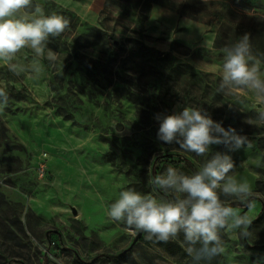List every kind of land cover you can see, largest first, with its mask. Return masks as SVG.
Listing matches in <instances>:
<instances>
[{"label": "rangeland", "instance_id": "1", "mask_svg": "<svg viewBox=\"0 0 264 264\" xmlns=\"http://www.w3.org/2000/svg\"><path fill=\"white\" fill-rule=\"evenodd\" d=\"M233 1L84 0L73 8L34 0L70 27L48 43L54 60L37 58L38 76H15L0 63L10 96L0 114V264H192L182 234L148 240L106 214L120 191L165 197L150 177L169 166L191 175L228 151L212 145L196 156L158 140L156 115L184 106L203 108L250 141L228 154L255 206L227 203L252 218L251 234L225 230V252L211 264H264V121L257 118L264 105L245 90L217 91L222 50L245 33L264 71V0ZM17 59L29 65L33 53Z\"/></svg>", "mask_w": 264, "mask_h": 264}, {"label": "clouds", "instance_id": "2", "mask_svg": "<svg viewBox=\"0 0 264 264\" xmlns=\"http://www.w3.org/2000/svg\"><path fill=\"white\" fill-rule=\"evenodd\" d=\"M70 27L68 18L52 13L34 0H0V63L15 76L30 72L39 75L43 64L37 58L54 60L48 48L50 39L60 37ZM33 53L32 63L25 65L17 56L22 50ZM218 92L245 90L264 105V71L262 59L253 53L249 34L223 48ZM10 102L7 83L0 81V114ZM257 118L264 121V108ZM157 138L165 144H178L196 156H207L212 145H224L227 152L210 155L191 175L169 166L149 178L153 192L170 198L145 194L134 188L119 192L118 198L106 206V214L126 229L142 232L148 240L167 243L180 240L192 264H211L225 252L222 233L227 230L250 236L252 218L241 214L227 203L228 198L241 202L251 210L254 192L247 180L231 174L235 164L228 152L236 151L250 141L235 128L225 129L203 108L184 106L170 115L157 114Z\"/></svg>", "mask_w": 264, "mask_h": 264}, {"label": "trees", "instance_id": "3", "mask_svg": "<svg viewBox=\"0 0 264 264\" xmlns=\"http://www.w3.org/2000/svg\"><path fill=\"white\" fill-rule=\"evenodd\" d=\"M232 5H234V6H236V7H239L237 4H236V1L234 0L233 2H232ZM249 8V5H245L244 7H242V9L243 10H247ZM181 14H184V12H180ZM136 42V41H135ZM141 47H142V49L143 50H145V51H147V54H148V57L149 58H151V57H153V52H154V50H152L151 48H149V47H146V45L143 43V42H141ZM185 67L186 68H188V65H185ZM187 71V70H186ZM186 71H185V73H186Z\"/></svg>", "mask_w": 264, "mask_h": 264}, {"label": "crops", "instance_id": "4", "mask_svg": "<svg viewBox=\"0 0 264 264\" xmlns=\"http://www.w3.org/2000/svg\"><path fill=\"white\" fill-rule=\"evenodd\" d=\"M58 1H61V2H63L66 5L69 4L71 7L74 8L75 6L72 5V3H74V2L78 3V2H81V1H84V0H58ZM222 1L226 2V1H232V0H222Z\"/></svg>", "mask_w": 264, "mask_h": 264}, {"label": "water", "instance_id": "5", "mask_svg": "<svg viewBox=\"0 0 264 264\" xmlns=\"http://www.w3.org/2000/svg\"><path fill=\"white\" fill-rule=\"evenodd\" d=\"M136 240H137V239H135L134 243L136 242ZM134 243H133V245H134ZM133 245H132V246H133ZM132 246H131V247H132ZM128 250H129V249L125 250L124 252H127Z\"/></svg>", "mask_w": 264, "mask_h": 264}]
</instances>
